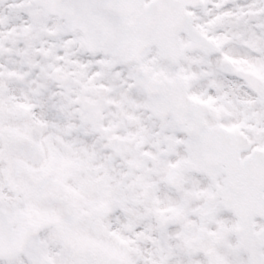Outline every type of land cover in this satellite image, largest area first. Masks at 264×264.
<instances>
[{
  "label": "snow or ice",
  "instance_id": "obj_1",
  "mask_svg": "<svg viewBox=\"0 0 264 264\" xmlns=\"http://www.w3.org/2000/svg\"><path fill=\"white\" fill-rule=\"evenodd\" d=\"M0 264H264V0H0Z\"/></svg>",
  "mask_w": 264,
  "mask_h": 264
}]
</instances>
